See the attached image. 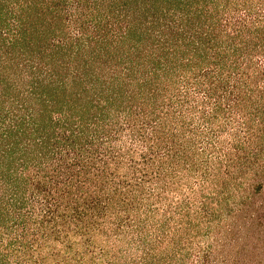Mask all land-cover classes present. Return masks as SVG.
Segmentation results:
<instances>
[{
	"label": "trees",
	"instance_id": "obj_1",
	"mask_svg": "<svg viewBox=\"0 0 264 264\" xmlns=\"http://www.w3.org/2000/svg\"><path fill=\"white\" fill-rule=\"evenodd\" d=\"M0 264H264V0H0Z\"/></svg>",
	"mask_w": 264,
	"mask_h": 264
}]
</instances>
